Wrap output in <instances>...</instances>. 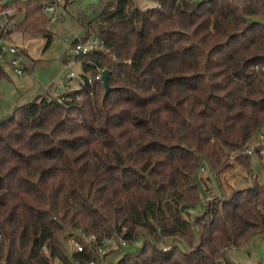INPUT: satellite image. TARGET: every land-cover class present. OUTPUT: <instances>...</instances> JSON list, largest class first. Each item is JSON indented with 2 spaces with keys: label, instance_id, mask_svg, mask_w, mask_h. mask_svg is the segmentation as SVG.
<instances>
[{
  "label": "trees",
  "instance_id": "1",
  "mask_svg": "<svg viewBox=\"0 0 264 264\" xmlns=\"http://www.w3.org/2000/svg\"><path fill=\"white\" fill-rule=\"evenodd\" d=\"M49 2L3 6L48 47ZM76 20L71 47L104 46L78 57V88L0 119V264H235L227 252L264 235V184L206 201L199 173L219 183L232 158L260 161L245 152L264 127V0H99ZM78 230L94 241L69 253ZM105 239L141 245L112 263Z\"/></svg>",
  "mask_w": 264,
  "mask_h": 264
},
{
  "label": "rangeland",
  "instance_id": "2",
  "mask_svg": "<svg viewBox=\"0 0 264 264\" xmlns=\"http://www.w3.org/2000/svg\"><path fill=\"white\" fill-rule=\"evenodd\" d=\"M14 1L16 0H7V2ZM132 1L136 7L145 9L157 6L159 0ZM55 2L57 4V14L59 17L61 16V20L49 23V28L53 35L48 47H45L44 40L42 39H33L16 32L8 36V40L12 43L25 46L27 67L28 69L33 67V71H27L22 76H18L7 67L0 65L8 76L7 78H0V119L9 116L16 106L25 105L38 95L45 93V87H48L46 92L54 97H62L64 93L78 88L77 79L78 75L82 72L81 65L76 64L71 67L70 70L76 72L77 78L71 80L73 82L69 86H64L68 82L66 78L68 71L64 70V65L72 62L73 54L70 51V47L77 35L82 31L76 20L77 15L90 6H96L99 0H56ZM65 7L68 8L64 11L63 8ZM95 13H97V10L89 9L87 11V19H91ZM21 19L22 14L17 17V23ZM89 38H92V36ZM64 58H66L65 64L62 62ZM78 61L81 63L79 58ZM257 141L261 143L264 150V127L263 139L258 137ZM258 156L260 161L257 159L253 161L251 173L239 160L232 158V170L225 174L219 183H216L214 178L206 180L208 173L201 171L199 174L206 182L205 195L213 194V198L220 197L222 194L228 196L233 190L247 188L254 182V179L259 184H264V155L258 154ZM79 233H81L80 230L74 231L63 238V243L69 253H72L75 249L72 240L80 242L83 246L87 245L88 242L94 241V237L87 236L88 240L84 242L79 237ZM169 242L170 239L165 240L166 246L162 244V247L166 248ZM140 245V241L127 244L120 239H105L102 241L101 246H99V253L102 255L115 251L110 260L112 263H115L120 258L122 252L125 250L132 251L140 247ZM227 256L235 264H264V235L251 239L240 248L230 250L227 252ZM53 264H58V262L53 260ZM217 264H224V262L218 261Z\"/></svg>",
  "mask_w": 264,
  "mask_h": 264
},
{
  "label": "built area",
  "instance_id": "3",
  "mask_svg": "<svg viewBox=\"0 0 264 264\" xmlns=\"http://www.w3.org/2000/svg\"><path fill=\"white\" fill-rule=\"evenodd\" d=\"M56 0H51V2L46 3L43 6V12L49 16V23H53L61 20V16L59 17L57 14V4ZM11 2H7V0H0V65L8 67L13 71L16 75L22 76L27 67V59L25 55V46L14 44L8 40V36L16 31L17 25V17L19 16L18 10L14 7H4V4H8ZM103 42L99 40L97 37L88 38L83 42H78L73 47H71L70 51L73 54V60L71 63L64 65V70L68 71L66 74L67 80L71 81L77 78L76 72L74 70H70L73 65H81L78 61V57L85 56L92 51L103 50ZM257 70V67H255ZM101 73L99 69L96 70L95 79L100 81ZM264 73V68H263ZM92 78H88L89 83L92 81ZM101 82V81H100ZM59 88V86H58ZM48 87H45L46 91ZM58 102H62L65 100L64 97H57ZM263 139V134L259 136ZM257 151L258 154L264 155V150L260 142L256 141L249 150L245 152L247 155H251ZM203 171V170H202ZM213 199V194H209L206 196V201H211ZM79 237L84 240H88L87 236L84 233H79ZM75 245L74 251L81 252L84 249V246L80 242H75L72 240Z\"/></svg>",
  "mask_w": 264,
  "mask_h": 264
},
{
  "label": "water",
  "instance_id": "4",
  "mask_svg": "<svg viewBox=\"0 0 264 264\" xmlns=\"http://www.w3.org/2000/svg\"><path fill=\"white\" fill-rule=\"evenodd\" d=\"M83 33H84V31L82 30L77 35V37L75 38L73 43H76L79 40V38L83 35ZM108 76H109L108 70L102 71L100 81L104 87V97H106L108 95V93L111 91V88L109 87V84H108ZM180 209H181V211L186 210L190 214H197L198 213V210L188 209L186 206H182Z\"/></svg>",
  "mask_w": 264,
  "mask_h": 264
},
{
  "label": "crops",
  "instance_id": "5",
  "mask_svg": "<svg viewBox=\"0 0 264 264\" xmlns=\"http://www.w3.org/2000/svg\"><path fill=\"white\" fill-rule=\"evenodd\" d=\"M67 8H68V7H67ZM67 8H66V7L63 8L64 11H65ZM7 68H8V67H7ZM8 69H10V68H8ZM10 70H11V69H10ZM27 71H28V72H32V71H33V67H32L31 69H27L26 72H27ZM6 72H7V71H6ZM6 74H7V73H6ZM7 77H8V76H7ZM71 82H73V81H69V80H68L67 84H65L64 86H69ZM60 85H61V84H60ZM50 86H51V85H50ZM44 92H45V91H44Z\"/></svg>",
  "mask_w": 264,
  "mask_h": 264
}]
</instances>
